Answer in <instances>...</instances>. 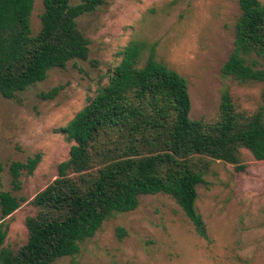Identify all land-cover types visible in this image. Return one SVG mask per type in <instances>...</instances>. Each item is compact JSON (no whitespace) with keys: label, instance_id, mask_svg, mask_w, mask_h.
I'll list each match as a JSON object with an SVG mask.
<instances>
[{"label":"trees","instance_id":"trees-1","mask_svg":"<svg viewBox=\"0 0 264 264\" xmlns=\"http://www.w3.org/2000/svg\"><path fill=\"white\" fill-rule=\"evenodd\" d=\"M108 1L42 0L39 28L32 33L33 0H0V95L11 98L43 80L49 69L85 59L89 40L76 19ZM237 5L232 47L220 73L238 83H260V103L242 109L223 87L215 115L191 119L185 79L152 51L138 65L143 44L129 43L106 70L105 81L59 128L70 142L67 156L32 197L35 211L24 218V241L4 247L6 224L0 221V264H51L73 256L105 219L135 209L141 194L170 196L195 233L205 237L195 187L211 163L242 171L241 149L264 159V2L237 0ZM57 90L39 96L52 98ZM39 159L36 152L8 164L12 190L21 171L31 173ZM18 205L15 195L0 190V220ZM115 232L120 238L123 230Z\"/></svg>","mask_w":264,"mask_h":264},{"label":"rangeland","instance_id":"rangeland-1","mask_svg":"<svg viewBox=\"0 0 264 264\" xmlns=\"http://www.w3.org/2000/svg\"><path fill=\"white\" fill-rule=\"evenodd\" d=\"M41 11L42 0H33L32 33L39 28ZM237 15V0H109L78 16L77 27L89 40L87 57L49 69L43 80L11 98L0 95V190L19 199L18 207L0 220L6 224L3 246L24 241V218L35 211L32 197L67 156L70 142L59 128L105 81L106 70L129 43L143 44L138 65L152 51L185 79L191 119L212 118L223 87L242 109L259 104L260 83H238L220 73ZM55 86L52 98L39 96ZM36 152L38 163L29 174L21 171L19 186L12 190L8 164ZM240 153L242 171L214 161L195 187L194 207L205 237L195 233L170 196L141 194L135 209L105 219L76 254L51 264H264V159L255 160L245 149ZM116 227L123 230L120 238Z\"/></svg>","mask_w":264,"mask_h":264}]
</instances>
